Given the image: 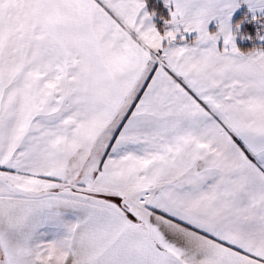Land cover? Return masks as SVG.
<instances>
[{
    "label": "snow or ice",
    "instance_id": "obj_1",
    "mask_svg": "<svg viewBox=\"0 0 264 264\" xmlns=\"http://www.w3.org/2000/svg\"><path fill=\"white\" fill-rule=\"evenodd\" d=\"M0 264H264V0H0Z\"/></svg>",
    "mask_w": 264,
    "mask_h": 264
}]
</instances>
